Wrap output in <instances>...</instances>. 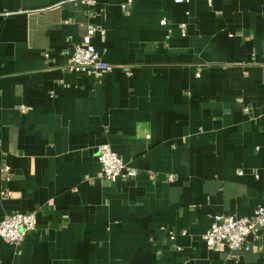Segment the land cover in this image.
<instances>
[{
    "label": "crops",
    "instance_id": "1",
    "mask_svg": "<svg viewBox=\"0 0 264 264\" xmlns=\"http://www.w3.org/2000/svg\"><path fill=\"white\" fill-rule=\"evenodd\" d=\"M87 23L109 71L66 69ZM103 143L137 173L102 179ZM3 166L0 219L37 212L0 264H264V224L201 238L264 203V0H0Z\"/></svg>",
    "mask_w": 264,
    "mask_h": 264
},
{
    "label": "built area",
    "instance_id": "2",
    "mask_svg": "<svg viewBox=\"0 0 264 264\" xmlns=\"http://www.w3.org/2000/svg\"><path fill=\"white\" fill-rule=\"evenodd\" d=\"M88 4H93L95 0H81ZM180 2L183 0H174ZM164 21L163 19L161 20ZM103 32V28H99L93 23H87L86 33L80 42L73 44L70 60L66 64V69L85 74H98L100 72L109 71L113 64L103 59L91 42V37L95 31ZM24 109L23 106H21ZM101 168L100 177L107 181H114L118 176H134L137 169L128 164L108 143H103L96 156ZM3 166L0 169L5 170ZM238 172H241L240 170ZM151 177L154 174L150 173ZM168 180H173V176L169 174ZM2 198L9 195L7 189L0 190ZM36 212L34 208L29 211H13L6 213L0 219V236L13 244H19L29 230L36 226ZM264 224V203L257 205L251 215L237 216L234 214L215 213L212 215L211 222L202 232L201 238L208 248H212L216 243H223L229 250H248L250 244L248 235L254 234L258 236V230ZM180 233H185V229L181 228ZM170 239L175 237L173 229L168 230Z\"/></svg>",
    "mask_w": 264,
    "mask_h": 264
},
{
    "label": "water",
    "instance_id": "3",
    "mask_svg": "<svg viewBox=\"0 0 264 264\" xmlns=\"http://www.w3.org/2000/svg\"><path fill=\"white\" fill-rule=\"evenodd\" d=\"M250 235V234H249Z\"/></svg>",
    "mask_w": 264,
    "mask_h": 264
}]
</instances>
